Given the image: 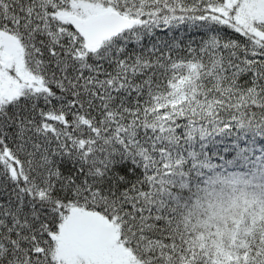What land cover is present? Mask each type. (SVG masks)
Returning a JSON list of instances; mask_svg holds the SVG:
<instances>
[{
  "label": "snow or ice",
  "instance_id": "1",
  "mask_svg": "<svg viewBox=\"0 0 264 264\" xmlns=\"http://www.w3.org/2000/svg\"><path fill=\"white\" fill-rule=\"evenodd\" d=\"M0 264H264V0H0Z\"/></svg>",
  "mask_w": 264,
  "mask_h": 264
}]
</instances>
